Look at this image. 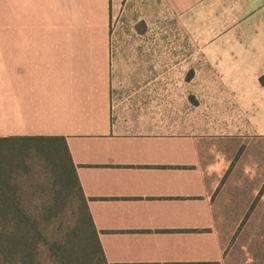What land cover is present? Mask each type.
I'll return each instance as SVG.
<instances>
[{
    "label": "crops",
    "instance_id": "1",
    "mask_svg": "<svg viewBox=\"0 0 264 264\" xmlns=\"http://www.w3.org/2000/svg\"><path fill=\"white\" fill-rule=\"evenodd\" d=\"M116 1L0 0L2 26L16 30L0 31V138L66 140L108 264H234L217 216L233 227L264 217V34L190 33L208 65L181 66L183 87L168 100L166 78L151 80L149 66H125L133 75L123 81L115 74ZM171 1L186 14L227 9L238 19L264 9V0ZM69 5L79 29L51 31L68 23ZM44 24L48 31L18 27ZM203 72L202 87L223 94L200 119L189 96Z\"/></svg>",
    "mask_w": 264,
    "mask_h": 264
},
{
    "label": "rangeland",
    "instance_id": "2",
    "mask_svg": "<svg viewBox=\"0 0 264 264\" xmlns=\"http://www.w3.org/2000/svg\"><path fill=\"white\" fill-rule=\"evenodd\" d=\"M172 2L171 0H120L116 1V6L110 9L111 63L115 74H118L123 81L133 75L125 66H149V73L145 75H149L151 80L160 76V82H163L166 78L165 88L168 100H176L179 89L183 87L182 76L184 74L181 72V66L193 65L202 68L208 65L207 57L201 52L202 48L190 40V33L194 32L204 37H222L231 32L264 34V9L259 11L255 17L238 19L229 17L230 10L227 9L208 10L205 8L202 10L196 8L187 10L186 14L183 10L174 7ZM71 6L66 8L65 13L68 23L66 25L55 24L51 31H71L72 28L77 31L79 29L78 26L69 23L72 19L70 17L72 15ZM1 12L2 8H0V15ZM191 13L196 15L193 22L189 17ZM233 21L237 24H232ZM18 27L20 31H48V26L45 24L26 26L25 30L23 26ZM0 31L16 30L14 25L2 26V18H0ZM200 42L203 45L208 44V41ZM263 61V59L259 61L257 68L259 71L264 68ZM207 75L206 72L199 74V88L193 89L196 91L189 96L190 99L199 103L200 119L206 116V108L211 96L215 93H219L220 96L223 94L221 89L211 90L202 87ZM186 92L189 93V90ZM210 120L212 121V118ZM263 123L264 116L260 121V124ZM44 164H46L45 160H40L35 172L41 173ZM52 186L49 183V187ZM47 195L46 197L49 198V194ZM222 197L223 183L220 182L214 193L218 213L222 210ZM76 212V203L70 198L66 199L65 206L59 211V222L64 234L73 226L72 216ZM239 219L243 221L238 227L230 226L228 218L223 216L218 215L216 221V229L221 235L229 238L232 247H236L233 257L234 264H264V217L246 216ZM239 219L237 218V221ZM229 228H231L230 231ZM233 229L236 230L233 232Z\"/></svg>",
    "mask_w": 264,
    "mask_h": 264
},
{
    "label": "trees",
    "instance_id": "3",
    "mask_svg": "<svg viewBox=\"0 0 264 264\" xmlns=\"http://www.w3.org/2000/svg\"><path fill=\"white\" fill-rule=\"evenodd\" d=\"M68 198L77 212L64 234ZM0 264H108L63 137L0 138Z\"/></svg>",
    "mask_w": 264,
    "mask_h": 264
}]
</instances>
